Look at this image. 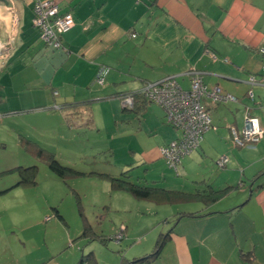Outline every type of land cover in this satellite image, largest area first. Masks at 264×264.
<instances>
[{
	"label": "crops",
	"instance_id": "obj_1",
	"mask_svg": "<svg viewBox=\"0 0 264 264\" xmlns=\"http://www.w3.org/2000/svg\"><path fill=\"white\" fill-rule=\"evenodd\" d=\"M5 1L0 0V119L33 113L61 124L73 119L80 129L94 124L96 101L122 105L118 94L136 93L137 108L125 112L137 117L140 130L146 125L162 137L158 146L142 151L135 164L146 169L137 175L146 177L150 168L157 180V165L165 162L160 148L178 133L165 124L159 105V114L150 110L152 104L138 110L144 85L173 77L186 91L187 73L194 70L206 86H219L236 99L202 100L211 128L200 148L184 157L177 175L196 188L188 192L182 182L176 189L231 191L209 205L150 204L146 212L150 209L154 223L137 230V243L126 249L124 260L149 253L159 234L171 231L159 258L149 264H264V136L245 148L232 141V128L238 131L239 118L243 127L246 112L264 129V84L249 83L251 77L264 78V0H56L60 12L74 19L60 50L43 42L33 23V0ZM219 158L226 164L218 173L212 160ZM10 183L0 191H11L15 182Z\"/></svg>",
	"mask_w": 264,
	"mask_h": 264
},
{
	"label": "rangeland",
	"instance_id": "obj_2",
	"mask_svg": "<svg viewBox=\"0 0 264 264\" xmlns=\"http://www.w3.org/2000/svg\"><path fill=\"white\" fill-rule=\"evenodd\" d=\"M93 106L94 124L80 129L73 119L61 124L33 113L0 119V186L18 181L16 172L1 173L7 167L37 166L35 185L15 188L0 196V264H78L81 255L88 253L93 254L97 264H118L126 249L137 243V230L154 223V216L147 215L150 209L146 212L153 202L112 191L104 175L118 176L121 171L138 166L135 163L141 159L142 151L158 146L162 137L150 134L146 125L140 130L137 117L125 112L127 107H123V112L120 102L96 101ZM159 109L157 104L150 108L158 114ZM10 118H17L21 126ZM237 120L240 132L243 120ZM19 135L51 150L63 166L80 175L66 181L58 179L45 163L25 150ZM218 160H212V164L219 173L223 168L217 166ZM157 167L159 186L176 190L187 182L188 192L196 188L185 177L176 176L165 162H159ZM143 169L146 166L134 169L133 176L144 174ZM147 171L146 177L153 179L150 174L154 170ZM53 209L58 210L63 221L53 216ZM84 224L91 232L81 237ZM123 228H127L124 239L110 240L118 233L123 236ZM100 235L109 241L104 244L97 240Z\"/></svg>",
	"mask_w": 264,
	"mask_h": 264
},
{
	"label": "built area",
	"instance_id": "obj_3",
	"mask_svg": "<svg viewBox=\"0 0 264 264\" xmlns=\"http://www.w3.org/2000/svg\"><path fill=\"white\" fill-rule=\"evenodd\" d=\"M35 27L41 33L43 42L53 49L62 48L61 36L69 32L74 26L71 13H61L56 0H33ZM134 37V35L132 36ZM0 48V57H1ZM104 69H100L95 83L103 85ZM264 71V67H263ZM190 87L184 91L173 77L165 78L154 83H147L140 94L149 102L159 105L169 125L182 132V137L160 149V155L166 160L169 167L176 170L182 156L189 154L200 146L203 134L211 128V117L202 104L204 98L216 104L233 103L236 99L222 91L219 86L208 87L201 79V74L191 70L188 73ZM251 85L264 84V78L249 79ZM122 107L132 109L133 96L121 99ZM264 136V129L259 125L256 117L246 112L241 131L232 128V141L235 146L245 148L258 143ZM226 160L220 158L218 167H224ZM122 235L118 233L115 241L119 242Z\"/></svg>",
	"mask_w": 264,
	"mask_h": 264
},
{
	"label": "trees",
	"instance_id": "obj_4",
	"mask_svg": "<svg viewBox=\"0 0 264 264\" xmlns=\"http://www.w3.org/2000/svg\"><path fill=\"white\" fill-rule=\"evenodd\" d=\"M64 35V34H63ZM62 35V36H63ZM61 36V38H62ZM48 46V45H47ZM51 47V46H49ZM52 48V47H51ZM53 49V48H52ZM62 49V48H61ZM56 50V49H53ZM60 50V49H59ZM139 93V92H137ZM136 94V93H134ZM134 94H129V93H123V94H118L117 98H124L126 96H136ZM86 104V103H84ZM137 104L136 98H134V108H137L135 105ZM154 104L152 102L147 101L146 99L143 100V105H138L139 109L138 110H143L144 105H150ZM216 104V103H214ZM66 106H70V104H65ZM71 105H76V104H71ZM87 105V104H86ZM162 109V108H161ZM125 111V109L123 108ZM131 110V111H132ZM163 110V109H162ZM77 113H73L72 115H76ZM68 117V116H67ZM164 122L166 125L170 126L173 128L177 133V137L170 141L168 144L162 146L161 148L168 146L171 142L178 140L182 137V132H180L178 129L175 127H172L169 125L165 119L164 116ZM89 126V124H88ZM203 139V138H202ZM202 142V140H201ZM200 142V145H201ZM19 143L24 146L25 150L28 151L30 154H32L38 161H41L46 164L48 169L60 180L66 181L67 178L72 177V176H78L80 175L78 172H75L69 167L63 166L57 159L56 155L54 152L51 150H48L42 146H40L38 143L32 141V140H27L24 137L20 136L19 138ZM160 148V149H161ZM200 148V146H199ZM199 148L196 150H193L187 155H184L181 157L180 162L176 168H171L168 166L166 160L161 156V158L165 161L167 168L172 170L173 173L177 176L178 175V170L181 166L182 160L184 157L189 156L191 153L197 151ZM137 166L135 167H129L126 170H123L119 173L118 176H110L105 174L104 176L109 182L110 189L112 191L118 192L122 191L124 193H128L131 195L132 198L140 201H150L153 202L154 204H173L176 202H192V201H201L202 203H205L206 205L212 204L215 201H217L218 198L221 197V195H224L225 193L230 192V189H225L219 192H215L211 190L210 188L207 187L208 190H205L204 192L197 191L195 193H185L183 191H178V190H168L164 187L157 186V180L156 179H148L145 176L140 177L139 175L132 176V171L136 169ZM4 172H16L18 174V181L14 183L13 186H11L10 189L13 188H18V187H32L33 185L36 184L35 178L37 174V166L36 165H31L30 167H14L9 170L3 171ZM135 179V180H133ZM240 186V185H239ZM8 190L0 191V195L5 194ZM54 214L53 216L58 218L60 221H63V218L59 214L57 209H53ZM165 219L164 221H166ZM127 228H123L121 232L123 233V236L121 238L124 239V233L126 232ZM90 228L84 224L83 231L81 233V237H85L90 233ZM170 234L171 231H167L164 234H159L158 238L155 241V244L152 248V250L138 258H134L130 261L124 260V257L121 258L122 264H149L151 262L156 261L162 251L163 246L167 243V241L170 239ZM117 235V234H116ZM115 235V236H116ZM114 237L110 238V240H113ZM99 241L105 244V242L109 241V238L104 237L103 235H100L98 237ZM115 240V239H114ZM120 240V241H121ZM78 264H97V261L95 260V257L93 256L92 253H88L87 255H81L79 263Z\"/></svg>",
	"mask_w": 264,
	"mask_h": 264
},
{
	"label": "water",
	"instance_id": "obj_5",
	"mask_svg": "<svg viewBox=\"0 0 264 264\" xmlns=\"http://www.w3.org/2000/svg\"><path fill=\"white\" fill-rule=\"evenodd\" d=\"M1 1L6 2L5 0H1ZM6 3H7V2H6Z\"/></svg>",
	"mask_w": 264,
	"mask_h": 264
},
{
	"label": "bare ground",
	"instance_id": "obj_6",
	"mask_svg": "<svg viewBox=\"0 0 264 264\" xmlns=\"http://www.w3.org/2000/svg\"><path fill=\"white\" fill-rule=\"evenodd\" d=\"M208 100V99H207Z\"/></svg>",
	"mask_w": 264,
	"mask_h": 264
}]
</instances>
